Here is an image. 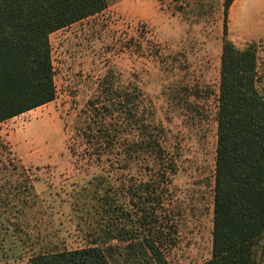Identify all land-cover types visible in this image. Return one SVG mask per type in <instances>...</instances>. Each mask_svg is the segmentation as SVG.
I'll return each instance as SVG.
<instances>
[{"label": "rangeland", "instance_id": "374dc122", "mask_svg": "<svg viewBox=\"0 0 264 264\" xmlns=\"http://www.w3.org/2000/svg\"><path fill=\"white\" fill-rule=\"evenodd\" d=\"M107 1L102 13L50 36L56 99L0 124V198L20 201L23 194H16L26 184L37 195L27 219L10 217L26 219L34 237L15 238L13 229L4 234L6 218L0 216V264H30L41 252L86 245L100 220L101 213L86 211L100 205L94 194L100 183L98 196L112 189L129 212L132 189L142 184L145 196L146 184L160 186V221L175 229L170 264H202L211 257L223 0ZM227 23L237 48L256 45L257 88L264 97V0H236ZM136 86L148 122L165 130L162 146L174 173L160 174L150 156L79 155L90 102L104 101L107 89ZM134 135L126 132L122 140ZM258 259L264 264V240ZM122 260L117 253L112 263Z\"/></svg>", "mask_w": 264, "mask_h": 264}, {"label": "trees", "instance_id": "16d2710c", "mask_svg": "<svg viewBox=\"0 0 264 264\" xmlns=\"http://www.w3.org/2000/svg\"><path fill=\"white\" fill-rule=\"evenodd\" d=\"M235 1L223 0L222 4L212 250L210 259L202 264H261L264 97L257 88L256 45L239 49L228 39V14ZM107 7V0H0V124L56 99L50 36ZM106 91L104 101L90 102L89 121L79 129L84 141L79 155L90 160L120 155L127 161L150 156L159 162L160 174L168 169L174 173L176 169L169 167L162 146L165 130L148 122L141 89ZM126 132L135 135L124 141ZM70 151L72 156L78 155L77 149L71 147ZM101 184L94 188L100 205L86 210L101 213L91 240L78 249L41 252L29 259L30 264H113L117 253L122 264H170L167 252L175 229L160 221V186L146 184L145 196L142 184L132 189L129 204L133 210L129 212L117 202L112 189L98 196ZM21 194L24 205L33 207L31 202L37 198L34 185L26 184L16 195Z\"/></svg>", "mask_w": 264, "mask_h": 264}, {"label": "crops", "instance_id": "0c3cea01", "mask_svg": "<svg viewBox=\"0 0 264 264\" xmlns=\"http://www.w3.org/2000/svg\"><path fill=\"white\" fill-rule=\"evenodd\" d=\"M21 198V197H20ZM20 201L18 202H11L10 198L7 197V196H4L3 198H0L4 201V204L3 205H0V213H1V218L5 217L6 218V223L7 225L4 226V228H1V229H5L4 231V234H9L10 230H12L13 232V237H17L19 236L20 234H24V235H30V236H33V233L31 232H27L26 231V228H27V224H26V219H27V213L29 211L30 208L32 207H27L26 205H24V203L22 202V199H20ZM5 200H8L7 202H5ZM21 202V206L20 207H17L15 208V206L17 205V203H20ZM11 208H13L15 210V212L13 210H11ZM23 210L24 213H20L21 211ZM15 213V214H14ZM12 215H16V217H20V218H26L25 220H18V219H10V217ZM96 231V230H91L88 235H89V240H91L90 238V235L93 234V232ZM100 235H102V233L100 232L99 233ZM34 237V236H33ZM19 239H21V237H19ZM87 244V243H86ZM85 246V245H84ZM83 246V247H84ZM82 248V247H80Z\"/></svg>", "mask_w": 264, "mask_h": 264}]
</instances>
